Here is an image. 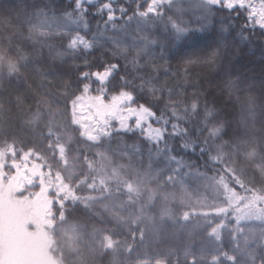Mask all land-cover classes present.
Masks as SVG:
<instances>
[{
  "label": "trees",
  "instance_id": "1",
  "mask_svg": "<svg viewBox=\"0 0 264 264\" xmlns=\"http://www.w3.org/2000/svg\"><path fill=\"white\" fill-rule=\"evenodd\" d=\"M122 97L144 117L94 111L98 144L177 157L211 199L258 203L264 179L233 146L241 102L264 103V0H0V183L75 159L86 100Z\"/></svg>",
  "mask_w": 264,
  "mask_h": 264
},
{
  "label": "rangeland",
  "instance_id": "2",
  "mask_svg": "<svg viewBox=\"0 0 264 264\" xmlns=\"http://www.w3.org/2000/svg\"><path fill=\"white\" fill-rule=\"evenodd\" d=\"M126 103L87 99L78 125L90 139L75 159L56 153L42 167L5 176L0 264H264V189L255 205L241 197L232 209L190 183L177 157L98 144L94 111L142 120L143 112ZM263 116L261 100L241 102L233 149L264 179ZM38 182L44 195H18Z\"/></svg>",
  "mask_w": 264,
  "mask_h": 264
}]
</instances>
